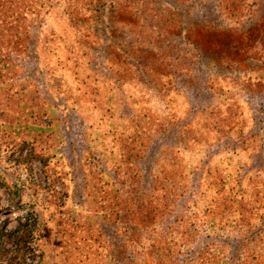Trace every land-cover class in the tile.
<instances>
[{"label": "rangeland", "instance_id": "rangeland-1", "mask_svg": "<svg viewBox=\"0 0 264 264\" xmlns=\"http://www.w3.org/2000/svg\"><path fill=\"white\" fill-rule=\"evenodd\" d=\"M0 264H264V0H0Z\"/></svg>", "mask_w": 264, "mask_h": 264}, {"label": "trees", "instance_id": "trees-1", "mask_svg": "<svg viewBox=\"0 0 264 264\" xmlns=\"http://www.w3.org/2000/svg\"><path fill=\"white\" fill-rule=\"evenodd\" d=\"M197 30H194L193 32H195ZM199 34H203L204 36L207 35V30H205L204 28H201L199 31H198Z\"/></svg>", "mask_w": 264, "mask_h": 264}]
</instances>
